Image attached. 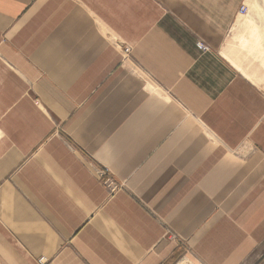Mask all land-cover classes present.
Wrapping results in <instances>:
<instances>
[{
  "label": "crops",
  "instance_id": "obj_1",
  "mask_svg": "<svg viewBox=\"0 0 264 264\" xmlns=\"http://www.w3.org/2000/svg\"><path fill=\"white\" fill-rule=\"evenodd\" d=\"M251 1L0 0V264H264Z\"/></svg>",
  "mask_w": 264,
  "mask_h": 264
},
{
  "label": "built area",
  "instance_id": "obj_2",
  "mask_svg": "<svg viewBox=\"0 0 264 264\" xmlns=\"http://www.w3.org/2000/svg\"><path fill=\"white\" fill-rule=\"evenodd\" d=\"M247 13H248L247 7L245 5H242L240 8L239 14L240 15H246ZM196 46H197V49L201 52L210 51V48L207 45H205L203 42H198ZM130 53H131L130 47H127V46L123 47V54L125 56V59H128ZM38 263L39 264H46L47 260H46V258H40Z\"/></svg>",
  "mask_w": 264,
  "mask_h": 264
},
{
  "label": "rangeland",
  "instance_id": "obj_3",
  "mask_svg": "<svg viewBox=\"0 0 264 264\" xmlns=\"http://www.w3.org/2000/svg\"><path fill=\"white\" fill-rule=\"evenodd\" d=\"M257 2H258V0H252L251 1V5L253 6V5H257ZM263 2H264V0H263Z\"/></svg>",
  "mask_w": 264,
  "mask_h": 264
}]
</instances>
